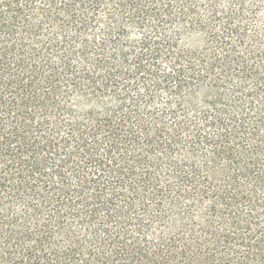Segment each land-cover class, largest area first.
<instances>
[{"label":"trees","instance_id":"1","mask_svg":"<svg viewBox=\"0 0 264 264\" xmlns=\"http://www.w3.org/2000/svg\"><path fill=\"white\" fill-rule=\"evenodd\" d=\"M0 264H264V0H0Z\"/></svg>","mask_w":264,"mask_h":264}]
</instances>
